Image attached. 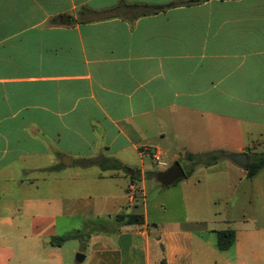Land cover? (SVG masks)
Returning a JSON list of instances; mask_svg holds the SVG:
<instances>
[{"label":"crops","instance_id":"1","mask_svg":"<svg viewBox=\"0 0 264 264\" xmlns=\"http://www.w3.org/2000/svg\"><path fill=\"white\" fill-rule=\"evenodd\" d=\"M188 1L0 0V264H264L233 212L241 189L264 212V169L227 157L149 200L156 150L264 152V0L153 9Z\"/></svg>","mask_w":264,"mask_h":264},{"label":"trees","instance_id":"2","mask_svg":"<svg viewBox=\"0 0 264 264\" xmlns=\"http://www.w3.org/2000/svg\"><path fill=\"white\" fill-rule=\"evenodd\" d=\"M210 0H190L188 2H180V3H172L167 6H158L154 7L155 12H158L160 10H166L173 7H178L180 5H192L197 3H203ZM72 16L62 15L59 16L51 21L52 24L57 25H65V24H71L73 23ZM230 154L225 151H216L212 153H206V154H186L185 160L190 164V170L188 173H186V177H189L195 168L199 166H213L217 164L220 160L226 159ZM249 165L246 167L247 173H248V179L252 180L255 178L261 170L264 169V152L262 153H251L249 152ZM106 160H101L98 164L104 168V162ZM95 163L93 161L86 162V165H94ZM116 167H120L119 163L115 165ZM155 177V174L154 176ZM116 220L123 224V225H135V224H143L144 223V217L141 214H135V215H122L118 216ZM106 226H100L98 228H93L91 231L96 230H105ZM80 234L71 235V236H65L59 238V241L66 242L71 239H78L80 238ZM58 240H52L53 243H55ZM236 241V232L233 229H227L225 231L218 232V248L220 251H227L229 250ZM162 264H165V262H162Z\"/></svg>","mask_w":264,"mask_h":264},{"label":"rangeland","instance_id":"3","mask_svg":"<svg viewBox=\"0 0 264 264\" xmlns=\"http://www.w3.org/2000/svg\"><path fill=\"white\" fill-rule=\"evenodd\" d=\"M180 164L182 165L183 169L188 173V164L187 162L183 159L180 158L178 160ZM170 164L172 163L171 160L168 161ZM172 165V164H171ZM183 180V179H182ZM181 181V180H180ZM178 184V183H177ZM177 184L172 185L170 187H163L162 185H159L156 182L149 183L147 185V193L149 194V200L150 203L152 204V201L154 200L153 203L158 204L160 201H163V198L165 196H170L175 202L177 201V192H178V187ZM245 190V189H244ZM241 191L235 196L233 200V212L235 219H238L240 217H254L257 220L259 224L264 223V212L261 211L258 213V209L253 205V199L252 195L249 193H245L246 191L242 192ZM244 195H250L248 197H244ZM257 199H254L256 201ZM150 211L151 215L154 218L155 215H162L161 210L153 209L152 206H150ZM178 211V209H177ZM155 223V222H154Z\"/></svg>","mask_w":264,"mask_h":264},{"label":"water","instance_id":"4","mask_svg":"<svg viewBox=\"0 0 264 264\" xmlns=\"http://www.w3.org/2000/svg\"><path fill=\"white\" fill-rule=\"evenodd\" d=\"M229 159L237 162L240 166L242 167H247L249 165V159L247 157V154H242V155H229ZM186 177V171L183 169L182 165L180 162H175L173 163L170 168L163 172H159L157 174V181L159 182L160 185L163 187H170L174 184H176L178 181L184 179ZM81 257V256H78ZM83 259V256H82Z\"/></svg>","mask_w":264,"mask_h":264},{"label":"built area","instance_id":"5","mask_svg":"<svg viewBox=\"0 0 264 264\" xmlns=\"http://www.w3.org/2000/svg\"><path fill=\"white\" fill-rule=\"evenodd\" d=\"M147 151H149V150H147ZM152 160H153L154 164H156V166H158L162 170H167L171 166V164L168 162V160H166L164 158L163 153L160 151H157V150L153 152ZM132 189H134V188L132 187Z\"/></svg>","mask_w":264,"mask_h":264}]
</instances>
